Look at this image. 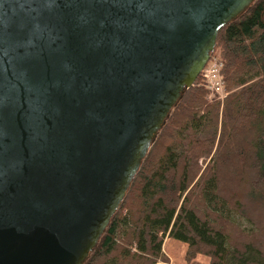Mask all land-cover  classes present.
I'll return each mask as SVG.
<instances>
[{
    "label": "water",
    "instance_id": "obj_1",
    "mask_svg": "<svg viewBox=\"0 0 264 264\" xmlns=\"http://www.w3.org/2000/svg\"><path fill=\"white\" fill-rule=\"evenodd\" d=\"M253 1L0 0V264L86 262Z\"/></svg>",
    "mask_w": 264,
    "mask_h": 264
},
{
    "label": "trees",
    "instance_id": "obj_2",
    "mask_svg": "<svg viewBox=\"0 0 264 264\" xmlns=\"http://www.w3.org/2000/svg\"><path fill=\"white\" fill-rule=\"evenodd\" d=\"M213 55L226 96L208 101L198 78L185 91L84 264H156L164 237L187 263L264 264V0L217 32Z\"/></svg>",
    "mask_w": 264,
    "mask_h": 264
},
{
    "label": "rangeland",
    "instance_id": "obj_3",
    "mask_svg": "<svg viewBox=\"0 0 264 264\" xmlns=\"http://www.w3.org/2000/svg\"><path fill=\"white\" fill-rule=\"evenodd\" d=\"M213 56L214 59L218 60L217 56ZM210 135V131H206L201 134V136L204 138H208L210 137ZM216 209L229 221H231L233 224L237 225L244 231L248 232L251 230V227L244 220L240 219L233 212L229 211L226 206L222 204H217ZM185 251L186 246L184 244L164 237L161 243V253L164 257V260H160L156 264H208V258L202 255H196L190 263H187L184 258Z\"/></svg>",
    "mask_w": 264,
    "mask_h": 264
},
{
    "label": "built area",
    "instance_id": "obj_4",
    "mask_svg": "<svg viewBox=\"0 0 264 264\" xmlns=\"http://www.w3.org/2000/svg\"><path fill=\"white\" fill-rule=\"evenodd\" d=\"M219 71V60L211 56L199 73L198 84L196 85L201 86L205 90L208 101L222 102L226 96Z\"/></svg>",
    "mask_w": 264,
    "mask_h": 264
}]
</instances>
